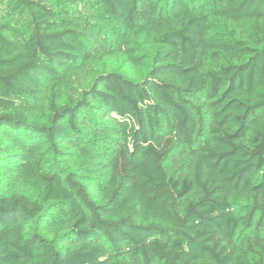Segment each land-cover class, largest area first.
<instances>
[{"label":"trees","instance_id":"1","mask_svg":"<svg viewBox=\"0 0 264 264\" xmlns=\"http://www.w3.org/2000/svg\"><path fill=\"white\" fill-rule=\"evenodd\" d=\"M0 264H264V0H0Z\"/></svg>","mask_w":264,"mask_h":264}]
</instances>
